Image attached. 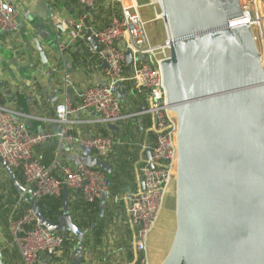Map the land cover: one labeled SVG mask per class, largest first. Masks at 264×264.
<instances>
[{
  "label": "water",
  "instance_id": "95a60500",
  "mask_svg": "<svg viewBox=\"0 0 264 264\" xmlns=\"http://www.w3.org/2000/svg\"><path fill=\"white\" fill-rule=\"evenodd\" d=\"M156 3L170 45L162 63L164 82L179 124L177 231L162 264H264V65L250 26L230 28L242 18L241 2ZM86 40L98 50L91 31ZM126 56L132 67L131 53ZM115 92L123 98L120 86ZM0 163L25 192L1 157ZM85 164L113 171L91 153ZM26 200L34 202V215L50 233L70 232L82 241L84 233L69 213L67 190L58 224L42 216L37 201Z\"/></svg>",
  "mask_w": 264,
  "mask_h": 264
},
{
  "label": "built area",
  "instance_id": "2783aa9c",
  "mask_svg": "<svg viewBox=\"0 0 264 264\" xmlns=\"http://www.w3.org/2000/svg\"><path fill=\"white\" fill-rule=\"evenodd\" d=\"M82 8L79 17H68L60 21L67 35L58 47L60 58L79 43H87L86 32L91 31L98 42V50L89 45L104 72L105 80L86 89L80 96L81 104L75 108L67 95L72 86L71 76L65 74L63 86L67 90L62 103L58 104L52 119H40L49 123L66 125L57 135L33 134L25 119L34 118L8 106L0 104V157L15 172L23 174L28 189L25 199L39 201L47 197L61 198L65 190L79 191L86 203L97 201L119 202L121 197L113 195L106 174L98 168L80 163L72 168L59 160L45 165L35 154L38 146L58 137L73 143L66 127L94 124L107 127L118 125L131 117L148 115L153 120L156 135L150 149V158L141 166L139 173L143 189L128 199L127 214L135 229L131 248L139 255L137 260L123 264H151L149 240L154 232L167 193L174 183L178 166V119L169 107L164 82L162 63L169 58L168 38L165 44L153 46L148 36L137 0H78ZM242 18L230 28L250 26L256 46L264 65V0H240ZM105 8L109 14L103 28H95L91 11ZM18 6L16 0H0V32L14 33L17 30ZM88 44V43H87ZM132 55V67L127 62V53ZM130 68V73L128 69ZM54 72L58 69L54 68ZM133 83L136 93L146 96L148 107L134 114L124 112L123 100L115 89ZM70 86V87H69ZM77 111L89 112L88 121L73 119ZM119 144L114 137L95 135L85 140V145L96 158L106 161ZM107 162V161H106ZM10 230L20 251L24 264H40L43 255L53 256L65 246L62 233H50L30 210L22 218L10 222Z\"/></svg>",
  "mask_w": 264,
  "mask_h": 264
},
{
  "label": "crops",
  "instance_id": "0c3cea01",
  "mask_svg": "<svg viewBox=\"0 0 264 264\" xmlns=\"http://www.w3.org/2000/svg\"><path fill=\"white\" fill-rule=\"evenodd\" d=\"M17 30L0 32V104L34 118L25 119L33 134L57 135L66 125L40 120L52 119L62 103L66 88L65 74L71 76L68 96L75 108L81 104V94L90 86L104 82V72L97 58L89 50L90 43H79L60 58L58 47L67 35L60 21L79 17L82 8L78 0H16ZM105 8L91 11L95 28H103L109 14ZM47 63L42 61L38 46ZM54 68L58 71L54 72ZM130 73V68L128 69ZM123 107L126 114L138 113L148 107L147 97L138 95L133 83L122 86ZM89 112L77 111L73 119L88 121ZM118 130L94 124L67 126L69 141L54 137L38 146L35 154L45 165L59 160L72 168L85 163L92 152L85 140L95 135L114 137L119 144L106 160L113 171L105 173L113 195L119 202L86 203L79 191L67 190L69 213L84 233L79 239L70 232L64 248L53 256L43 255L40 264H123L137 260L132 247L135 229L127 214L128 199L143 189L139 170L149 159L148 152L155 144L153 120L148 115L131 117L116 125ZM17 181L28 189L23 174L15 171ZM27 192V191H26ZM26 193L19 190L0 163V252L4 264H24L10 230L12 220L22 218L29 210ZM63 199V197H62ZM31 202V201H30ZM63 221L60 217L59 223ZM161 223V222H160ZM158 223L149 240L148 257L153 263L154 245L168 234L167 225ZM170 233V232H169Z\"/></svg>",
  "mask_w": 264,
  "mask_h": 264
},
{
  "label": "rangeland",
  "instance_id": "374dc122",
  "mask_svg": "<svg viewBox=\"0 0 264 264\" xmlns=\"http://www.w3.org/2000/svg\"><path fill=\"white\" fill-rule=\"evenodd\" d=\"M154 1L155 0H137L138 4L142 6L140 12L144 21L147 22V31L151 40V44L153 46H161L165 44L167 40V33L164 26V21L159 17L161 15L160 8L158 4L154 3ZM176 192L177 189L175 179L172 187L166 195L162 213L158 220V223L161 222L160 226L166 223L167 230L170 233L168 232L167 235H164V239L155 243V256L152 264H162L171 249L177 231Z\"/></svg>",
  "mask_w": 264,
  "mask_h": 264
},
{
  "label": "trees",
  "instance_id": "16d2710c",
  "mask_svg": "<svg viewBox=\"0 0 264 264\" xmlns=\"http://www.w3.org/2000/svg\"><path fill=\"white\" fill-rule=\"evenodd\" d=\"M28 208H32L34 206V202L27 201ZM39 212L46 219H49L55 224L59 223L60 217L64 214V204L63 199L61 198H53L47 197L42 200L37 201ZM31 209V210H32ZM30 211V210H29Z\"/></svg>",
  "mask_w": 264,
  "mask_h": 264
},
{
  "label": "bare ground",
  "instance_id": "6f19581e",
  "mask_svg": "<svg viewBox=\"0 0 264 264\" xmlns=\"http://www.w3.org/2000/svg\"><path fill=\"white\" fill-rule=\"evenodd\" d=\"M134 3H135V1H134ZM154 3H156V0L154 1ZM157 4V3H156ZM160 18H162V14L159 16ZM176 177H177V175H176Z\"/></svg>",
  "mask_w": 264,
  "mask_h": 264
}]
</instances>
